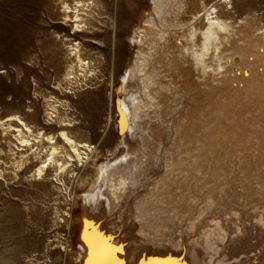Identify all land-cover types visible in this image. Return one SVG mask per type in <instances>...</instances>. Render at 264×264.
<instances>
[{
	"label": "rangeland",
	"instance_id": "rangeland-1",
	"mask_svg": "<svg viewBox=\"0 0 264 264\" xmlns=\"http://www.w3.org/2000/svg\"><path fill=\"white\" fill-rule=\"evenodd\" d=\"M209 17L230 32L204 74L189 52ZM124 85L152 101L132 107L128 148ZM119 149H166L179 183L212 185L189 192L232 202L240 189L245 214L262 217L264 250V0H0V264H77L68 252L79 251L93 163Z\"/></svg>",
	"mask_w": 264,
	"mask_h": 264
},
{
	"label": "bare ground",
	"instance_id": "bare-ground-1",
	"mask_svg": "<svg viewBox=\"0 0 264 264\" xmlns=\"http://www.w3.org/2000/svg\"><path fill=\"white\" fill-rule=\"evenodd\" d=\"M208 21V29L201 32L202 45L198 48L195 44L189 52L204 74L213 68L209 55L219 53L222 41L227 42L224 37L230 32V25L210 17ZM196 35L193 29L192 38ZM151 80L172 94L170 86L159 82V75ZM126 88L124 85L119 89V103L125 114L130 112L128 118L123 114L121 124L125 134L121 144L128 148V142L138 141L139 133L130 118L132 107L135 106L133 112L137 113L142 105L152 101L146 91L141 90L136 97L128 96L130 92ZM131 128L135 131L130 133ZM142 136L140 141L147 140L149 135ZM62 137L81 159L79 147L65 133ZM86 148L92 152L90 146ZM119 153V158L113 156L100 169L93 163L91 192L83 199L84 210L78 220L79 251L67 253L77 264H264L259 229L262 217L254 206L249 209V215L245 214L246 201L240 189L236 190L232 202L217 189L215 194L189 192L194 189L212 192L208 190L212 185L179 183V170L166 164V149L155 154L151 150L130 153L123 149ZM69 168L60 166L63 172L69 173ZM48 175V166L38 170V176L47 178ZM87 182L88 179L81 180L80 187ZM226 184L223 185L226 187Z\"/></svg>",
	"mask_w": 264,
	"mask_h": 264
}]
</instances>
